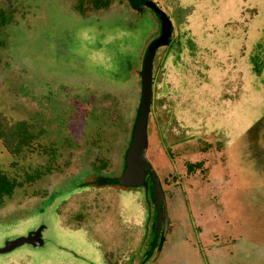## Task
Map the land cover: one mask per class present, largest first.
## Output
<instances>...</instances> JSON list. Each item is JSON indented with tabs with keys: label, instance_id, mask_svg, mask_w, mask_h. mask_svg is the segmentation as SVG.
Wrapping results in <instances>:
<instances>
[{
	"label": "rangeland",
	"instance_id": "obj_1",
	"mask_svg": "<svg viewBox=\"0 0 264 264\" xmlns=\"http://www.w3.org/2000/svg\"><path fill=\"white\" fill-rule=\"evenodd\" d=\"M151 1L172 37L153 61L147 158L173 232L150 255L147 190L86 185L101 162L122 172L154 12L0 0V114L37 135L26 156L0 141V169L44 172L0 207V249L41 227L44 244L0 264H264V0Z\"/></svg>",
	"mask_w": 264,
	"mask_h": 264
},
{
	"label": "trees",
	"instance_id": "obj_2",
	"mask_svg": "<svg viewBox=\"0 0 264 264\" xmlns=\"http://www.w3.org/2000/svg\"><path fill=\"white\" fill-rule=\"evenodd\" d=\"M113 1L114 0H78V3H79L78 8L82 13L84 12L83 9L85 7H87L89 10H91L93 12L105 11L108 8H110ZM126 1L128 3V7L132 11L137 12V13H142V12L146 11V9H150L147 6L148 3H151L152 5H154V7H156V9H159L157 7V5L151 0H126ZM150 10L152 12H154V14L156 15V17L160 23L159 34L161 35V20L159 19L158 14L153 9H150ZM1 24L3 25V23H0V25ZM171 37H172V25H171ZM156 39H154L145 49V52H144L143 57H142L140 68L136 72V76L138 78L137 84L140 87V90L142 87L140 76H141V72L143 69V63H144L145 57L148 54L149 46ZM170 41H171V38H170V40L166 46L169 45ZM166 46H163V47H166ZM160 48L161 47H159L158 49H160ZM157 50H156V52H157ZM156 52H155L153 61L155 59ZM152 71H153V64H152ZM152 82H153V73H152ZM140 101H141V91H140V96H139L137 106L135 107L134 117L132 119V126H131V129L129 131V133H130L129 134L130 135L129 142H128L127 148L124 152V155H123L124 162H123V168H122L121 174L116 175V176H112V177L106 175V173H105L106 164L104 162H101L100 165L97 166L96 172L91 175L90 180H88L86 183V185H88L89 187H93V188H97V189L105 188V187L127 189V188L119 187L117 185L116 186L113 185L112 181H114L116 178H119L124 171L126 152L129 148L131 138H132V132H133L136 120H137L138 115H139ZM36 139H37V135L32 132L31 126L27 122H25V121L13 122V121L9 120L7 117L0 114V141L3 145V147L5 148V150L11 156L18 157V156H26L27 154H29L34 147V143H35ZM214 146H215V148L216 147L218 148V144H215V141L211 142V143L204 144L203 146H201L199 148V150L203 153H206L207 151L212 150L214 148ZM176 156H179V154ZM203 164L204 163L202 161L195 162V163H190V162L186 163L185 166H186L187 174L191 175L196 170L203 171V169H202ZM42 175H44V172L40 173L39 171H34L33 174L27 175V178L24 182H18L15 178H11L10 176H8L5 172H3L0 169V207L4 204L5 199L11 198L14 195L16 189L22 188L25 183L30 184V183L34 182L35 180L40 179ZM142 187L147 190V192L149 193V196L151 198V201L154 204L151 179L149 178V180L146 181ZM160 241L161 242L158 243L157 237H155L153 239V244L151 247L150 255H152L153 252H155V251H157V253L161 252L163 240H160Z\"/></svg>",
	"mask_w": 264,
	"mask_h": 264
},
{
	"label": "water",
	"instance_id": "obj_3",
	"mask_svg": "<svg viewBox=\"0 0 264 264\" xmlns=\"http://www.w3.org/2000/svg\"><path fill=\"white\" fill-rule=\"evenodd\" d=\"M147 6L153 9L161 20V35L149 46L148 54L143 63L141 72V101L139 107V115L136 120L132 138L125 157V168L122 175L112 181L113 185L122 188L133 189L142 187L145 184L146 176L149 175L152 182L154 206L156 210L155 229H159L164 225L165 231L169 229V218L167 214L162 213L163 207L166 205V198L163 192L161 182L157 176L152 164L147 158L148 151V118L151 110L152 98V64L156 50L159 47L166 46L171 38V23L168 17L156 9L154 5L148 3ZM43 227L35 232L29 233L24 238L8 242L0 249V254L10 252L22 245H31L33 247L42 246Z\"/></svg>",
	"mask_w": 264,
	"mask_h": 264
},
{
	"label": "flooded vegetation",
	"instance_id": "obj_4",
	"mask_svg": "<svg viewBox=\"0 0 264 264\" xmlns=\"http://www.w3.org/2000/svg\"><path fill=\"white\" fill-rule=\"evenodd\" d=\"M151 113V112H150ZM149 148V147H148ZM151 163V162H150ZM187 173V171H186ZM149 175L146 176V181L149 180ZM166 195V194H165ZM167 196V195H166ZM167 202H168V199L166 197V205L163 207L162 209V213L165 215L167 214L168 218H169V229L167 231H165L164 229V225H162L159 229V232L157 233L156 232V229H155V221H156V210H155V206H154V216H153V222H152V225H151V239H149V242L152 246L153 244V239L155 237H157V240H158V243L161 242L160 240H163V243H162V249L164 247V245L166 244V238L168 237L169 234H171L173 232V228L172 227V223H171V218H170V215H169V212H168V209H167ZM161 249V250H162Z\"/></svg>",
	"mask_w": 264,
	"mask_h": 264
}]
</instances>
